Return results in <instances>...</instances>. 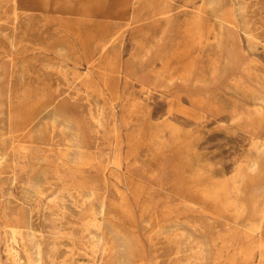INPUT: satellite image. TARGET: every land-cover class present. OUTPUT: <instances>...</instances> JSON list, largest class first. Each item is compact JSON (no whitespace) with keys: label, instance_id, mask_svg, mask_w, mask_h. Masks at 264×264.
Here are the masks:
<instances>
[{"label":"rangeland","instance_id":"obj_1","mask_svg":"<svg viewBox=\"0 0 264 264\" xmlns=\"http://www.w3.org/2000/svg\"><path fill=\"white\" fill-rule=\"evenodd\" d=\"M263 204L264 0H0V264H264Z\"/></svg>","mask_w":264,"mask_h":264},{"label":"bare ground","instance_id":"obj_2","mask_svg":"<svg viewBox=\"0 0 264 264\" xmlns=\"http://www.w3.org/2000/svg\"><path fill=\"white\" fill-rule=\"evenodd\" d=\"M211 4V3H210ZM230 6V5H229ZM217 6H215V8H216ZM215 10V9H214ZM229 10H230V8H229ZM229 10H228V12H229ZM226 13V12H225ZM227 14V13H226ZM218 16V15H217ZM227 16H229V15H227ZM218 17H220V16H218ZM223 18V17H222ZM230 19V18H229ZM252 25V24H251ZM27 150V149H26ZM26 150H24V151H26ZM22 151V150H21ZM41 153V152H40ZM20 154V153H19ZM51 154V153H50ZM49 154V155H50ZM80 154V153H79ZM16 155V154H15ZM51 155H53V154H51ZM61 155H62V153H61ZM78 155V154H77ZM59 156V155H58ZM63 156V155H62ZM73 156H76V155H73ZM86 157V156H85ZM104 157V156H103ZM59 158V157H58ZM66 158V157H65ZM70 158V157H69ZM75 158V157H74ZM16 159V158H15ZM79 159V158H78ZM59 160V159H58ZM65 160V159H64ZM69 160V159H68ZM16 162H17V160H15ZM19 161V160H18ZM31 161V160H30ZM56 161V160H55ZM73 161V160H72ZM15 162V163H16ZM68 162V161H67ZM102 162V161H101ZM18 163H21V161L20 162H18ZM70 163V162H69ZM50 164V163H49ZM55 164V163H54ZM68 164V163H67ZM59 165V164H58ZM80 165V164H79ZM53 166V165H52ZM55 166V165H54ZM68 166V165H67ZM74 166V165H73ZM61 167V166H60ZM52 170H53V168H52ZM64 170V169H63ZM22 171V170H21ZM33 171V170H32ZM31 171V172H32ZM61 171V170H60ZM40 173V172H39ZM43 173V172H42ZM57 173V172H56ZM55 174V173H54ZM17 175H19V174H17ZM55 175H57V174H55ZM54 175V176H55ZM50 177V176H49ZM63 177V176H62ZM64 178V177H63ZM59 179V178H58ZM62 179V178H61ZM121 181V180H120ZM116 185V184H115ZM140 186V185H139ZM119 187V186H118ZM117 187V188H118ZM107 188V187H106ZM131 188V187H130ZM134 188V187H133ZM139 188V187H138ZM112 189H113V187H112ZM152 189V188H151ZM117 190V189H116ZM127 190V189H126ZM131 190H133L132 188H131ZM145 191V190H144ZM155 191H157V190H155ZM133 192V191H132ZM13 193V192H12ZM114 193V192H113ZM148 193V192H147ZM132 194V193H131ZM152 194V193H151ZM125 195V194H124ZM113 196V195H112ZM144 196H146V195H144ZM148 196V195H147ZM116 197V196H115ZM131 197V196H130ZM137 197V196H136ZM147 198V197H146ZM131 199V198H130ZM19 202V201H18ZM118 202V201H117ZM132 202V201H131ZM121 203V202H120ZM119 203V204H120ZM141 203H143V202H141ZM158 203V202H157ZM156 203V204H157ZM113 204H115V203H113ZM144 204V203H143ZM160 204V203H159ZM139 205V204H138ZM125 206V205H124ZM134 206V205H133ZM175 206V205H174ZM139 207V206H138ZM137 207V208H138ZM152 207V206H151ZM150 207V208H151ZM187 207H189V205L187 206ZM120 208H121V206H120ZM143 208V207H142ZM170 208V207H169ZM194 208V207H193ZM164 209V208H163ZM121 210V209H120ZM132 210V209H131ZM141 210V209H140ZM155 210V209H154ZM14 211V210H13ZM133 211V210H132ZM189 211H190V209H189ZM153 212V211H152ZM161 212V211H160ZM168 212V211H167ZM175 212V211H174ZM187 212V211H186ZM192 213H194V212H192ZM155 214V213H154ZM162 214V213H161ZM198 214V213H197ZM151 215V214H150ZM179 215V214H178ZM192 215V214H191ZM126 216V215H125ZM137 216V215H136ZM135 216V217H136ZM149 216V215H148ZM164 216V215H163ZM168 216V215H167ZM174 216V215H173ZM180 216V215H179ZM203 216V215H202ZM134 217V216H133ZM166 217V216H165ZM185 217V216H184ZM188 217V216H187ZM152 218V217H151ZM128 219V218H127ZM159 219V218H158ZM172 219V218H171ZM174 219V218H173ZM196 219V218H195ZM200 219V218H199ZM131 220V219H130ZM144 220V219H143ZM160 220V219H159ZM167 220V219H166ZM190 220V219H189ZM175 221V220H174ZM202 221V220H201ZM155 222H157V221H155ZM179 222V221H178ZM134 223V222H133ZM171 223V222H170ZM191 223H192V221H191ZM213 223V222H212ZM152 225V224H151ZM155 225V224H154ZM161 225H162V223H161ZM164 225V224H163ZM162 225V226H163ZM166 225V224H165ZM179 225V224H178ZM183 225V224H182ZM175 226V225H174ZM205 226V225H204ZM170 227V226H169ZM192 227V226H191ZM134 228V227H133ZM176 228V227H175ZM189 228V227H188ZM193 228V227H192ZM178 229V228H177ZM194 229V228H193ZM132 230V229H131ZM152 230V229H151ZM168 230H170V229H168ZM182 230V229H181ZM200 230V229H199ZM135 231V230H134ZM137 231V230H136ZM5 232V231H4ZM36 232V231H35ZM133 232V231H132ZM171 232V231H170ZM196 232V231H195ZM201 232V231H200ZM210 232V231H209ZM109 233V232H108ZM193 233V232H192ZM203 233V232H202ZM15 234V233H14ZM46 234V233H45ZM161 234V233H160ZM166 234V233H165ZM179 234V233H178ZM194 234V233H193ZM10 235V234H9ZM138 235V234H137ZM201 235V234H200ZM204 235V234H203ZM15 236V235H14ZM173 236V235H172ZM141 237V236H140ZM143 237V236H142ZM141 237V238H142ZM163 237V236H162ZM170 238V237H169ZM154 239H155V237H154ZM157 239V238H156ZM160 240V239H159ZM196 240V239H195ZM15 241V240H14ZM109 241H111V240H109ZM263 242V241H262ZM132 243V242H131ZM185 243V242H184ZM163 244V243H162ZM165 244V243H164ZM263 245H261V247H262ZM134 247V246H133ZM138 247V246H137ZM188 247V246H187ZM150 248V247H149ZM123 249V248H122ZM225 249V248H224ZM169 250H170V248H169ZM206 251V250H205ZM212 251V250H211ZM139 252V251H138ZM188 252V251H187ZM223 252V251H222ZM224 252H225V250H224ZM124 254V253H123ZM134 254H136V253H134ZM133 254V255H134ZM164 254V253H163ZM229 254V253H228ZM132 255V256H133ZM140 255H141V251H140ZM169 255V254H168ZM213 255V254H212ZM159 256V255H158ZM261 256L262 257H264V249L263 248H261ZM52 257V256H51ZM126 257V256H125ZM142 257V256H141ZM144 257V256H143ZM162 257V256H161ZM127 258V257H126ZM125 258V259H126ZM133 258V257H132ZM212 258V257H211ZM38 259V258H37ZM142 259V258H141ZM144 259H146V258H144ZM162 259V258H161ZM225 259V258H224ZM264 259V258H263ZM108 260H109V258H108ZM208 261V260H207ZM207 261H206V263H207ZM213 262V261H212ZM105 263V262H104ZM132 263V262H131ZM137 263V262H136ZM135 263V264H136ZM109 264V263H108ZM150 264V263H149ZM152 264V263H151Z\"/></svg>","mask_w":264,"mask_h":264},{"label":"crops","instance_id":"obj_3","mask_svg":"<svg viewBox=\"0 0 264 264\" xmlns=\"http://www.w3.org/2000/svg\"><path fill=\"white\" fill-rule=\"evenodd\" d=\"M256 163V162H255ZM257 212H259V215L258 216H260L261 214H264V204L258 209V211ZM260 225L262 226V228L264 227V222L262 221V222H260Z\"/></svg>","mask_w":264,"mask_h":264}]
</instances>
